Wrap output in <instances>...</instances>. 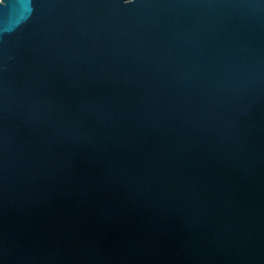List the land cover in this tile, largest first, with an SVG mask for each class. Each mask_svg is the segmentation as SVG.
Returning a JSON list of instances; mask_svg holds the SVG:
<instances>
[{
  "label": "water",
  "instance_id": "obj_1",
  "mask_svg": "<svg viewBox=\"0 0 264 264\" xmlns=\"http://www.w3.org/2000/svg\"><path fill=\"white\" fill-rule=\"evenodd\" d=\"M0 264H264V0H0Z\"/></svg>",
  "mask_w": 264,
  "mask_h": 264
}]
</instances>
